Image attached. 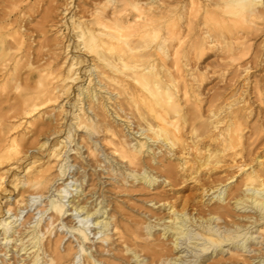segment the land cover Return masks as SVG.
<instances>
[{
	"label": "bare ground",
	"instance_id": "1",
	"mask_svg": "<svg viewBox=\"0 0 264 264\" xmlns=\"http://www.w3.org/2000/svg\"><path fill=\"white\" fill-rule=\"evenodd\" d=\"M32 1L0 0V263L75 264L81 253V264H220L225 244L245 259L249 229L264 234V125H244V95L216 94L204 110L197 71L182 64L212 49L239 77L264 0H55L34 26L43 0ZM69 158L83 168L74 178ZM186 180L206 196L199 205L179 195ZM132 191L142 204L128 208ZM49 192L18 228L14 217ZM63 227L76 244L61 245Z\"/></svg>",
	"mask_w": 264,
	"mask_h": 264
},
{
	"label": "rangeland",
	"instance_id": "2",
	"mask_svg": "<svg viewBox=\"0 0 264 264\" xmlns=\"http://www.w3.org/2000/svg\"><path fill=\"white\" fill-rule=\"evenodd\" d=\"M33 1H32V3H33ZM64 1H67V0H58L59 3L60 2L63 3ZM68 1H70V0H68ZM43 2L41 1L40 4L37 5L38 10H39L38 14H36L37 13L36 8L31 11L32 12V14H31L32 16L31 17L34 16L33 17L34 19H33L32 23H31L33 26L35 24H37L36 23L37 19L40 20V15L43 12V11H41V6H42V8H46V6L49 5L50 3L55 4V0H43ZM34 13H35V15H34ZM46 28H48V27H46ZM31 33H32V36H31V39L29 40V42L31 43L30 46H32L33 48H37L38 43H41L44 38H43V36L41 34L38 35L39 33L38 34L36 32H34V33L31 32ZM46 36H47V38H49V40H51V39H53L56 36V33H54V30H51V31H49L46 34ZM249 42L252 45L250 47L249 55L247 57H245L242 61L239 62L240 63L239 65L241 66V67H239V69H240V76L239 77L233 76L234 75V70L236 69V67H234V66H236V64H234L233 67L227 65L225 60L221 59L220 52L212 50V49L211 50L210 49L206 50L204 55H203V57L201 56L199 59L193 58L192 59L193 61H191V63H186L187 65L185 63H183L184 61L182 62L183 64L182 63L181 64H182V67L185 69L186 74L189 73L191 68H194L193 70L197 71V72L195 71L197 73L196 74L197 75L196 79L194 81L192 80L191 82L194 85V89H196V91L198 93V97L201 99L202 107H203L204 110L208 106L209 99H212V98L216 97L218 94L221 97V99L218 98V100H217L218 103L219 102H228V101L229 102L230 101L234 102V99L236 100V98H239V97L244 95V97L246 98L245 102L247 103V105H246L247 108H245L247 110L244 109V111L246 112L245 118H244V121H243L244 125H249V126L250 125L251 126H256L257 125V126H259V125H264V44H262V43H264V32H261L257 36H252L250 38ZM253 54H255V56H258V62L260 61L259 63H257V62L255 63L254 61L252 62ZM58 58H59V61L63 62L64 54L62 53V50H61ZM254 64H255V66H254ZM246 65L248 67L250 66L249 67L250 70H248V71L244 70ZM65 66H66V63L63 64V68ZM238 73H239V71H238ZM198 74L201 75V76L203 75L202 82H199V79L197 80V78L200 77ZM84 83L87 84V81H84ZM249 84H250V86H249ZM256 88H258L259 91ZM75 91H76V88L73 89V93H75ZM73 93H71V94L73 95ZM62 97L64 98L65 95L61 96V98L58 99V101L55 104H51V106H49L47 110H49V111L51 110L52 111V109H53L52 106L57 105V103L62 100ZM225 99H228V100L225 101ZM63 101H66V99H63ZM244 103H243V105H244ZM65 108L66 109H70V105L67 103L65 105ZM204 115H205V113H204ZM22 127H23V125L19 128L18 131H21L23 129ZM79 133L82 134L81 132H79ZM39 138H40V141L44 140V139L41 138V136ZM104 150L106 152H108L109 148L105 147ZM81 151L82 152L84 151L83 152V156L86 157V158H84L85 161H88L89 163H93L94 159H92V157L87 154V152L85 151V147L82 148ZM70 155H72V154H70ZM76 160L77 159H72V158L68 159L69 163L73 164V166L70 167V174H68L69 177H71L72 173H73L74 174L73 178H74V177H76L78 175L79 171L83 170L82 167H79L80 166L79 165L80 162H78V160L77 161ZM77 163H79V164H77ZM77 168H78V171H77ZM92 169H93V167H90V168L86 167L85 171L89 175L91 173ZM71 171H73V172L71 173ZM201 172H204L203 174H205L206 170H203V171L200 170V173ZM92 177L94 178V175ZM101 177H102L101 178L102 181H104V185L106 186V188H111L112 179L108 178L109 176L106 174V170H103V173H102ZM69 180H70V178H69ZM226 182L227 181H225L224 183H226ZM85 184L86 183H84V186H85ZM184 184H186V186H184ZM57 185L58 184L55 183L54 186L51 187L52 190H50V192L52 194L54 193V188ZM181 185L182 184H179V185L175 186L174 188L176 189V188L180 187ZM182 186H184V188H181V187L178 188V189H183L179 193V195H182V194H184V195L185 194L186 195L189 194L190 195L191 193H193V194H191L194 197L192 200H193V202L195 204H198V205L202 202V200H205L206 196L202 197V195L200 193V190L196 189L197 186L194 183V181H192V180H188L187 181L186 180V182L183 183ZM106 188H104V189H106ZM95 190L98 191V188H95ZM50 192L47 195L37 199V201H35V203H33L32 207L29 206L27 208L28 210L24 209L22 212H20L19 213L20 216L18 215L17 218L13 216L14 220H16L15 225H17L18 228L22 227L21 225H22V223L24 222V220L26 219V217L28 216L29 213L33 212V213H35L34 215L37 216L36 213L39 212L38 205L40 204V202H45V199L47 198V196L49 194H51ZM96 193H98V192H96ZM137 193H138L137 191H132L131 199H130V197H125L126 200H127L126 205L129 206L128 208H133L135 206L134 205L135 203H136V205L138 204L137 206H140L142 204L141 200H137L136 197L140 199L141 197L143 198V196L139 197L138 196L139 194H137ZM13 196L14 195H12L11 198H13ZM212 202H213V200L210 203H212ZM147 204H149V203H147ZM37 209H38V211H37ZM192 212H194V211H192ZM246 212H248V210L245 211L244 209H240L239 211L236 210L234 212V214L235 215H243V213L246 214ZM6 216H7V214H6ZM13 217H11V218L13 219ZM33 220H34V218H33ZM33 220H31V221H33ZM246 221H247V219L239 220V222L242 225L245 224ZM92 226L93 225L89 226L90 230L87 231L88 233L91 232L89 234L90 237L93 236L92 234L95 231V230H93ZM191 228L194 229L195 232L198 231L197 229H195V227H191ZM61 230H63V232L66 233L65 236H64V239H63V241L61 243L62 246L67 244L69 241H72V240H73V244H76L74 236L69 231H67L65 227H63ZM249 232H252V235L254 237H256V240H255L254 243H252V245H248L247 250L244 252L246 261H244L245 259L238 258V257L235 258V256L231 255V251H229V249H227L228 245L225 244L223 246L224 252H222V254H219L217 256V257H220L222 255V257L219 258V259H221L220 264H255L256 261L258 260V258L264 259V236H261V235H264V234H262L259 231H255V227H252L251 229H249ZM96 237L97 236H95V238L93 237L91 239L92 243H97L98 242V239H96ZM240 238H242V236H240ZM240 238H238V239H240ZM188 245L189 246H186V248L189 251V250L192 249L193 246L191 244H188ZM182 247H185V245L183 244ZM197 250H198V248L196 247L193 250V252L197 251ZM210 250H211V248L208 251H206V253L210 254L209 253ZM0 254H1L0 257L3 256V253H0ZM178 254L182 255V257L184 258L185 262L189 261V263H192V258L193 257L189 253L185 255L184 253L179 252ZM5 257H8V256H5ZM252 257H256V259L251 261ZM10 261H12V259ZM74 261H75V264H81V262H82L81 253H79V254H77V256H75ZM210 261H212V259H210ZM261 264H264V262H262Z\"/></svg>",
	"mask_w": 264,
	"mask_h": 264
}]
</instances>
